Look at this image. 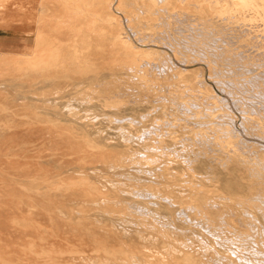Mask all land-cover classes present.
<instances>
[{
  "label": "rangeland",
  "instance_id": "rangeland-1",
  "mask_svg": "<svg viewBox=\"0 0 264 264\" xmlns=\"http://www.w3.org/2000/svg\"><path fill=\"white\" fill-rule=\"evenodd\" d=\"M1 33L0 264H264V0H0Z\"/></svg>",
  "mask_w": 264,
  "mask_h": 264
},
{
  "label": "crops",
  "instance_id": "crops-1",
  "mask_svg": "<svg viewBox=\"0 0 264 264\" xmlns=\"http://www.w3.org/2000/svg\"><path fill=\"white\" fill-rule=\"evenodd\" d=\"M2 41L4 42V36H3V34L1 33V34H0V49H1V46H2ZM5 43L8 44L7 39H5Z\"/></svg>",
  "mask_w": 264,
  "mask_h": 264
},
{
  "label": "bare ground",
  "instance_id": "bare-ground-1",
  "mask_svg": "<svg viewBox=\"0 0 264 264\" xmlns=\"http://www.w3.org/2000/svg\"><path fill=\"white\" fill-rule=\"evenodd\" d=\"M226 43V42H225ZM226 96V95H225ZM229 96V95H228ZM254 96V95H253ZM226 101V100H225ZM234 105V104H233ZM236 107V106H235ZM214 110V109H213ZM256 112V111H255Z\"/></svg>",
  "mask_w": 264,
  "mask_h": 264
}]
</instances>
